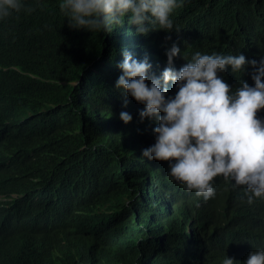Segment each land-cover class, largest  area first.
Instances as JSON below:
<instances>
[{
	"label": "trees",
	"instance_id": "16d2710c",
	"mask_svg": "<svg viewBox=\"0 0 264 264\" xmlns=\"http://www.w3.org/2000/svg\"><path fill=\"white\" fill-rule=\"evenodd\" d=\"M60 2L0 19V264H243L264 250V200L218 176L205 201L142 157L156 123L115 87L124 52L155 76L174 43L176 70L197 51L259 61L264 0H184L174 30L146 35L127 15L110 34L70 28ZM251 72L218 75L235 88Z\"/></svg>",
	"mask_w": 264,
	"mask_h": 264
},
{
	"label": "clouds",
	"instance_id": "9594fccd",
	"mask_svg": "<svg viewBox=\"0 0 264 264\" xmlns=\"http://www.w3.org/2000/svg\"><path fill=\"white\" fill-rule=\"evenodd\" d=\"M184 0H61L60 12L69 27L89 32L110 34L116 26L128 22L138 34L150 30H174L171 14L183 6ZM25 8L22 0H0V19ZM147 23V27L145 24ZM158 25V28L153 27ZM167 66L159 76L149 75L151 64L124 52L117 67L122 74L115 87L122 96H131L143 104L139 120L154 121L155 143L142 150L148 160L168 162L169 175L194 191L205 201L215 197L214 178L223 176L233 187L245 189L247 203L264 200V58L247 59L243 54L224 55L195 52L190 60L176 70L174 57L181 49L174 43L166 50ZM251 67L253 85L238 81L233 88L220 73L229 67L240 76ZM173 82L177 91L168 92ZM128 100H123L126 107ZM125 124L132 116L119 114ZM222 264H234L227 258ZM243 264H264V250H251Z\"/></svg>",
	"mask_w": 264,
	"mask_h": 264
}]
</instances>
